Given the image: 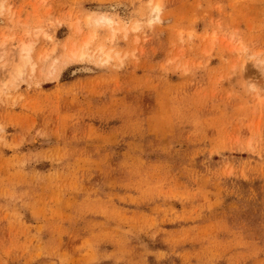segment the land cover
Here are the masks:
<instances>
[{"label":"rangeland","instance_id":"obj_1","mask_svg":"<svg viewBox=\"0 0 264 264\" xmlns=\"http://www.w3.org/2000/svg\"><path fill=\"white\" fill-rule=\"evenodd\" d=\"M0 264H264V0H0Z\"/></svg>","mask_w":264,"mask_h":264},{"label":"bare ground","instance_id":"obj_2","mask_svg":"<svg viewBox=\"0 0 264 264\" xmlns=\"http://www.w3.org/2000/svg\"><path fill=\"white\" fill-rule=\"evenodd\" d=\"M159 12H160V7H159V5L158 4H156L155 6H154V8H153V12H152V19L154 20V19H156L157 17H158V15H159ZM104 20H106V19H104ZM27 52H28V48L27 47H25L24 45L22 46V48H21V50H20V55H21V57H20V62H19V64L15 67V71H14V73H16V75H20L21 74V69L25 66V64H27L28 63V61L27 60H29V59H27ZM101 52H102V49H101ZM26 53V54H25ZM26 55V56H25ZM27 62V63H26ZM17 73H20V74H17ZM15 75V74H14ZM15 75V76H16ZM17 77V76H16Z\"/></svg>","mask_w":264,"mask_h":264}]
</instances>
